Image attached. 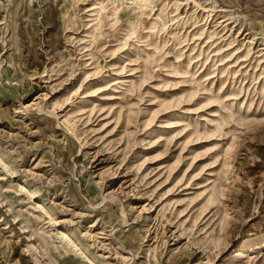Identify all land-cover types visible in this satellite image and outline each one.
Returning a JSON list of instances; mask_svg holds the SVG:
<instances>
[{
  "label": "rangeland",
  "instance_id": "obj_1",
  "mask_svg": "<svg viewBox=\"0 0 264 264\" xmlns=\"http://www.w3.org/2000/svg\"><path fill=\"white\" fill-rule=\"evenodd\" d=\"M0 264H264V0H0Z\"/></svg>",
  "mask_w": 264,
  "mask_h": 264
},
{
  "label": "built area",
  "instance_id": "obj_2",
  "mask_svg": "<svg viewBox=\"0 0 264 264\" xmlns=\"http://www.w3.org/2000/svg\"><path fill=\"white\" fill-rule=\"evenodd\" d=\"M12 0H8V3H10Z\"/></svg>",
  "mask_w": 264,
  "mask_h": 264
},
{
  "label": "bare ground",
  "instance_id": "obj_3",
  "mask_svg": "<svg viewBox=\"0 0 264 264\" xmlns=\"http://www.w3.org/2000/svg\"><path fill=\"white\" fill-rule=\"evenodd\" d=\"M142 1H147V0H142ZM63 235V234H62Z\"/></svg>",
  "mask_w": 264,
  "mask_h": 264
}]
</instances>
